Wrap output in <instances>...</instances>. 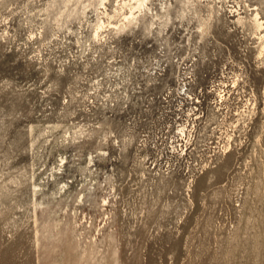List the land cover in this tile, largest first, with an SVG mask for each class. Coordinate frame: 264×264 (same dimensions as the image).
Segmentation results:
<instances>
[{
    "label": "rangeland",
    "instance_id": "374dc122",
    "mask_svg": "<svg viewBox=\"0 0 264 264\" xmlns=\"http://www.w3.org/2000/svg\"><path fill=\"white\" fill-rule=\"evenodd\" d=\"M0 264H264V0H0Z\"/></svg>",
    "mask_w": 264,
    "mask_h": 264
},
{
    "label": "bare ground",
    "instance_id": "6f19581e",
    "mask_svg": "<svg viewBox=\"0 0 264 264\" xmlns=\"http://www.w3.org/2000/svg\"><path fill=\"white\" fill-rule=\"evenodd\" d=\"M259 24L261 25L262 23H261V22H259Z\"/></svg>",
    "mask_w": 264,
    "mask_h": 264
}]
</instances>
